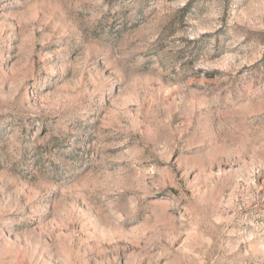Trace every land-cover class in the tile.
<instances>
[{
	"label": "rangeland",
	"instance_id": "374dc122",
	"mask_svg": "<svg viewBox=\"0 0 264 264\" xmlns=\"http://www.w3.org/2000/svg\"><path fill=\"white\" fill-rule=\"evenodd\" d=\"M0 264H264V0H0Z\"/></svg>",
	"mask_w": 264,
	"mask_h": 264
}]
</instances>
